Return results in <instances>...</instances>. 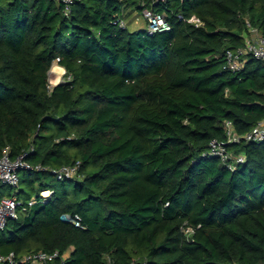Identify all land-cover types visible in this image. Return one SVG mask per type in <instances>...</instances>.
<instances>
[{
	"label": "trees",
	"instance_id": "trees-1",
	"mask_svg": "<svg viewBox=\"0 0 264 264\" xmlns=\"http://www.w3.org/2000/svg\"><path fill=\"white\" fill-rule=\"evenodd\" d=\"M145 9L171 29L120 27ZM249 25L264 36V0H76L69 14L60 0H0V156L34 148L15 195L37 200L0 231V256L264 264V141L232 144L245 157L234 170L204 155L225 121L243 135L264 120V63L224 69ZM74 164L73 179L52 173Z\"/></svg>",
	"mask_w": 264,
	"mask_h": 264
},
{
	"label": "built area",
	"instance_id": "built-area-1",
	"mask_svg": "<svg viewBox=\"0 0 264 264\" xmlns=\"http://www.w3.org/2000/svg\"><path fill=\"white\" fill-rule=\"evenodd\" d=\"M67 10V14L70 13L71 6L75 3L76 0H60ZM143 18L146 21V29L149 35H153L159 32H166L171 29L166 17L161 14L154 12L150 9H145L143 11ZM120 27L125 29L127 24L125 21H120ZM243 46L235 49L228 50L225 54L226 65L225 70L237 72L240 71L246 64L247 57L252 56L257 60H260L264 63V36L260 31L249 25L247 31L243 36ZM60 59L58 58L51 71L55 69L56 66H59ZM66 71L61 75L64 76ZM60 78V79H61ZM64 80V79H63ZM62 80V81H63ZM61 81V82H62ZM60 84V82L58 83ZM58 84H54L50 80V86L54 87ZM225 132L226 138L224 140L214 139L210 143V148L205 156H214L221 159V161L227 165L231 170H234L237 164L243 163L245 160L244 155H235L231 153L230 146L232 144H238L240 142H254L259 143L264 141V120L259 122L250 132L240 135L236 132L235 127L232 122L225 121ZM34 150L33 147L29 151L24 152L17 158H12L10 155L9 148L5 149L3 154L0 156V188L3 186H9L11 188H19L20 186V174L26 170H33V167L26 161L29 153ZM79 164L66 165L59 169L52 170L53 175L59 181L73 179L79 174ZM37 170H42V167H37ZM49 195L43 197L44 192L41 193L42 198H48L51 192L46 191ZM36 198H32L28 206H25L16 195L1 197L0 195V231H3L7 225L9 219H16L18 216L19 209H22L25 212L29 207H32L36 204ZM64 221L72 222L77 227H81V218L76 216L71 218L70 216H63ZM192 230H186V233H190ZM60 257V253H46L43 251L32 252L23 255L20 258H17L14 253H11L8 256H0V263L7 264H52ZM70 257V253H66L62 256V260L65 261ZM108 264H112V260L107 257ZM130 264H147L145 261L133 260Z\"/></svg>",
	"mask_w": 264,
	"mask_h": 264
},
{
	"label": "rangeland",
	"instance_id": "rangeland-1",
	"mask_svg": "<svg viewBox=\"0 0 264 264\" xmlns=\"http://www.w3.org/2000/svg\"><path fill=\"white\" fill-rule=\"evenodd\" d=\"M126 24L128 25V28L131 31H138V30H144L147 26L146 21L144 20L143 16L141 15V13H137L134 14L133 16H129L128 19L126 20ZM61 78V75H60ZM57 83H61V81L64 79V76H62V78L60 79ZM53 75L50 74V80L54 83L57 84L56 82H54L53 80ZM23 172H21V176H22ZM19 192L18 188H11L9 186H3L0 188V195L1 197H6V196H13L15 194H17ZM49 194L44 191V195L43 197H47ZM33 198H36V195L33 196Z\"/></svg>",
	"mask_w": 264,
	"mask_h": 264
},
{
	"label": "bare ground",
	"instance_id": "bare-ground-1",
	"mask_svg": "<svg viewBox=\"0 0 264 264\" xmlns=\"http://www.w3.org/2000/svg\"><path fill=\"white\" fill-rule=\"evenodd\" d=\"M64 72L65 70L63 68L56 66L55 69L52 71V75H53L52 80L57 83L59 81L60 75H62Z\"/></svg>",
	"mask_w": 264,
	"mask_h": 264
},
{
	"label": "crops",
	"instance_id": "crops-1",
	"mask_svg": "<svg viewBox=\"0 0 264 264\" xmlns=\"http://www.w3.org/2000/svg\"><path fill=\"white\" fill-rule=\"evenodd\" d=\"M60 67V66H59ZM62 68V67H61Z\"/></svg>",
	"mask_w": 264,
	"mask_h": 264
}]
</instances>
